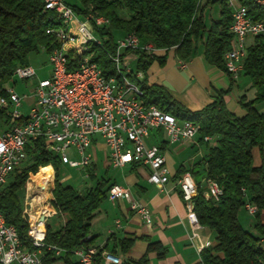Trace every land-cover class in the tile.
Segmentation results:
<instances>
[{"label": "trees", "instance_id": "trees-1", "mask_svg": "<svg viewBox=\"0 0 264 264\" xmlns=\"http://www.w3.org/2000/svg\"><path fill=\"white\" fill-rule=\"evenodd\" d=\"M82 16H102L109 22L96 29L100 44L91 43L84 55L96 62L106 76L115 77L124 89L131 90V84L141 92L140 101L146 106H155L180 121H192L199 125V141L207 143L205 136L218 139L207 146L206 155L198 162L204 178L214 180L221 189L217 199L205 198L199 184L194 198L193 212L200 225L208 226L216 235V244L201 251L204 264H264V112L256 108L264 102V38L257 37L247 46L242 73L250 80L254 96L241 95L238 103L243 109L236 114L227 109L223 101L224 91H219L213 101L198 111H190L175 100L162 86L148 85L131 71L119 76L115 61L114 32L121 37L132 34L141 46L150 45L153 50H174L181 60L189 59L200 44L208 63L225 70L223 54L230 46L229 26L231 16L225 0H76L66 1ZM217 3L218 17L205 23L204 10L209 4ZM253 19H264V7L254 0H241ZM61 19L54 11L44 10L43 0H0V95H6L5 84L11 79L17 66L28 65L27 55L39 48L47 53L60 46L54 34L48 29L61 27ZM136 68L145 72L150 62L157 58L163 63L165 56L156 57L136 48ZM73 56L81 57L73 51ZM227 73V72H226ZM228 74V73H227ZM229 75V74H228ZM230 76V75H229ZM124 80H123V79ZM127 80V81H125ZM129 83V84H128ZM128 87V88H127ZM253 149H256L260 163L254 164ZM24 165L11 174L9 181L0 189V211L8 224L30 245L26 237L27 218L22 216V186L29 172L46 168L52 173L53 206L66 214V220L56 230L46 226L45 243L63 249L55 256L52 251L43 252V264H80L73 256L74 249L91 245L95 239L90 235V221L105 199L108 179L100 178L84 193L58 178L61 160L58 155L43 147L41 140L34 148L27 150ZM47 173H49V171ZM88 170V169H87ZM193 170V169H192ZM89 177L95 178L92 171ZM183 170L174 176L176 179ZM193 174V173H192ZM36 176V175H35ZM249 204L254 207V231L242 227L238 221V210ZM133 239L126 241L130 245ZM147 251H154L163 258L165 248L159 241H150Z\"/></svg>", "mask_w": 264, "mask_h": 264}, {"label": "built area", "instance_id": "built-area-1", "mask_svg": "<svg viewBox=\"0 0 264 264\" xmlns=\"http://www.w3.org/2000/svg\"><path fill=\"white\" fill-rule=\"evenodd\" d=\"M213 1V0H207ZM231 16L229 32L230 46L223 54L226 72L236 78L243 70L247 46L257 37L264 38V19H253L241 0H225ZM44 10L54 11L63 22H71L77 31V40H69L64 34L54 35L60 46L47 53L51 65L49 77L37 78L34 68L29 65L17 66L12 77L21 80L36 78L32 89L33 100L27 113L18 111L25 94L20 95L13 88L0 95V189L9 181L11 174L19 170L27 160V150L34 148L35 141L41 140L43 147L58 155L61 163L70 167L87 168L93 162L90 147L100 138L107 150V159L112 167L126 164L145 166L149 169L147 180L158 187L170 182L171 175L165 155L159 144L147 143L151 131L163 133L167 143L194 140L199 133V125L187 124L173 119L161 110L146 106L135 92L124 90V85L106 76L102 68L90 60V55L73 56V49L81 47V40L98 38L96 29L108 25L97 16H82L67 4L66 0H43ZM53 34V28L47 30ZM115 67L121 66V51L125 48H142L147 53L155 50L141 46L132 39V34L118 40ZM11 77V78H12ZM210 137L205 136L204 140ZM79 156L71 159L68 151ZM26 181L23 193L22 216L27 218L26 237H34V245H26L16 228L0 219V264H43V252L52 251L55 256L63 254V249L45 243L46 219L56 214L53 197L49 191V181ZM42 182V181H41ZM175 188L193 210L194 198L199 185L191 173L185 172L173 180ZM203 195L217 199L221 194L218 184L212 179H204ZM29 185V186H28ZM24 191V190H23ZM108 196L115 200L127 199L130 209L135 211L145 224H152L149 208L132 198L127 187L112 184ZM42 204V205H40ZM36 208V219L30 220V211ZM54 207V208H52ZM252 214L254 207L246 204ZM197 225V218L192 221ZM80 264H95L100 256L107 264H121V259L113 252L99 250L95 246H80L73 251Z\"/></svg>", "mask_w": 264, "mask_h": 264}, {"label": "crops", "instance_id": "crops-1", "mask_svg": "<svg viewBox=\"0 0 264 264\" xmlns=\"http://www.w3.org/2000/svg\"><path fill=\"white\" fill-rule=\"evenodd\" d=\"M154 54L156 57L165 56V60L160 63L157 58L153 59L145 72L137 70L138 58L137 54L133 52H127L123 56V62L128 65V68L138 79H143L144 76L148 85L164 87L170 96L190 111L202 109L213 101L219 91H224L222 97L227 109L236 114L243 112L239 104H236V107L240 106L239 113L228 108L231 102L238 103L239 97L245 94L239 87L242 72L236 78H232L221 67L208 63L204 58L202 45L199 44L195 53L187 60L176 57L173 49L168 51L155 49ZM217 139L218 136L210 137L207 143H202L199 141L198 134L192 141H181L183 145L176 151L172 146L174 143H167L163 133L157 134L155 130L151 131L146 142L160 145L172 178L163 187L155 186L147 180L149 169L145 166L135 164H126L122 167L110 166L106 153V174L110 168H120V176L107 178L108 185L118 184L129 188L132 198L149 208L152 224H145L142 218L130 209V202L127 199L112 200L107 192L105 199L100 203L90 221V235L95 236L91 245L99 250L113 252L120 257L121 264H204L201 259V251L207 246L216 244V235L208 226L199 223L192 224L196 216L193 210H189L181 192L175 188L173 180L181 169L184 171L183 173H193L194 179H197L195 175L199 174L201 177L198 180L204 185L205 178L198 162L206 155L210 142ZM185 141H189L191 148H197L198 152L190 161H180L179 164H176L171 153L182 154L187 148L184 146ZM96 145L105 147L103 141L98 138L97 142L89 149L93 156L92 169L95 176L97 163L92 148ZM203 145L206 146L201 149ZM197 155L200 156L197 157ZM257 157L258 152L253 154L256 165L259 164ZM47 167H51L52 173L47 169L50 180L44 181H50L49 191L52 195L54 169L51 165ZM29 179L34 182L31 178ZM35 211L36 208L33 207L30 214H36ZM58 214L63 213L56 212L51 216ZM63 215L65 216L64 222L67 216ZM47 219L46 226L48 225ZM129 239L133 240L127 246L126 241ZM150 241H159L164 246L166 252L163 258H158L154 251H147ZM95 264L107 263L99 256L95 260Z\"/></svg>", "mask_w": 264, "mask_h": 264}, {"label": "rangeland", "instance_id": "rangeland-1", "mask_svg": "<svg viewBox=\"0 0 264 264\" xmlns=\"http://www.w3.org/2000/svg\"><path fill=\"white\" fill-rule=\"evenodd\" d=\"M66 1L71 2V3L76 2V0H66ZM218 11H219V7H218L217 3L209 4L206 7V9L204 10L205 23L209 24V21L211 18L218 17ZM114 35H115L114 37H115L116 42L122 38L121 35H118L115 32H114ZM248 42L251 43V40L249 39ZM135 51H136V48H125L121 51V61H122L121 66H123V67H118V69L121 70V72L124 75H126L127 73L130 74V72L132 70L128 68V65L125 62H123V56L127 52L135 53ZM115 53H116V51H115ZM27 63L29 66L34 68L37 78H45V77L50 76L51 65L49 64L48 55H47V52L45 50L39 48L36 51L29 52L27 55ZM35 79L36 78H32V79H28V80H21V79H18L17 77H12L5 84V87L13 88L14 91L19 93L20 95H23V94L26 95L25 98H23L21 106L18 108L19 112H22V113L28 112L29 105L31 104V102L33 100L32 89H33V86L36 82ZM240 81H241V84L239 86L240 90L246 94L247 98H252L254 96V89L250 87L249 78L242 73L240 76ZM236 104H239V103H236V101H233V102H231V104L229 105L228 108L239 113V111H240L239 107L240 106L236 107ZM256 108L259 111L264 112V102L258 103L256 105ZM0 124H2V122ZM2 125H4V124H2ZM214 143H215V141H211L210 145H212ZM182 145H183L182 142L172 144V146L174 147V149L176 151L179 148H181ZM184 146H187V148L182 154H180V155L175 154L174 155L173 153H171V155L175 159L176 164L177 163L179 164L180 161H184V162L190 161L192 159V157L194 155H196V153L198 152L197 148L196 149L191 148L189 141H185ZM205 146L206 145H203L201 147V149H204ZM92 152L94 154V157H96L95 160L97 163L96 164V170H95V174H96L95 178H91L88 176L89 175V171H88L89 169H90V171L93 172L92 164L90 167H87V168H77V167L75 168V167H70L68 164L60 163L59 167H58V178H59V180L64 184L71 185L78 192L84 193L90 187L94 186L96 181L100 178H106L107 179L108 177L112 178V176H120V168H110V169H108V172H107L108 174H106L107 167L105 164V160H106L105 158H106L107 150L105 149V147L96 145L95 147L92 148ZM256 152H257V150L253 149V154ZM67 153L71 159H74V160L79 159V156L76 155L73 150H69ZM199 156L200 155H197V157H199ZM257 158H258L257 159L258 163H260L259 154H258ZM31 163H32V161L28 160L25 164L28 165ZM37 169L38 170L36 173L29 172L28 178L26 179V181L28 183H31L29 178H31V180L36 178L38 176L40 170H42V169H44L45 171L47 170L45 167L44 168L40 167ZM195 177L197 179H200L201 176L199 174H197V175H195ZM26 181L24 182V184L22 186V190H20V193L25 192V186L24 185H26ZM34 182L37 183L36 181H34ZM29 185H31V184H29ZM52 197H53V195H52ZM35 208H37V207H35ZM237 217H238L239 223L242 225L243 228L248 229L250 231H254V228L252 226V223L254 220L253 215L245 208V206H242L238 210ZM64 218H65V216L63 214L53 215L47 219V223H48V225H50L52 230H56L61 226Z\"/></svg>", "mask_w": 264, "mask_h": 264}, {"label": "bare ground", "instance_id": "bare-ground-1", "mask_svg": "<svg viewBox=\"0 0 264 264\" xmlns=\"http://www.w3.org/2000/svg\"><path fill=\"white\" fill-rule=\"evenodd\" d=\"M254 2L256 3V5L258 4L259 6H262L264 7V0H254ZM61 19V22L63 25V30H64V34L65 36H67V38H69V40H77V31L75 29H73V26L71 25V22H63V19L61 17H59ZM97 18H100V19H105L106 22H109L106 18L102 17V16H97ZM53 34L54 35H60V28L58 29H53ZM126 36H129V35H126ZM132 39L137 41L138 42V39L137 37H135L134 35H132ZM91 43H96V44H100V40H98L97 38H87L86 40H81V47H89L90 48V45ZM148 46L150 49H152V47L150 45H146ZM153 50V49H152ZM73 51L77 54V55H83L81 57H84L86 55L85 52H86V48H78V49H73ZM112 57V56H111ZM112 59L115 61V57H112ZM117 71H118V74L119 76L121 77H124L125 75L121 72V70L118 69L117 67ZM129 72V71H128ZM128 74V73H127ZM111 79L113 80H116L117 79L115 77H110ZM123 79V78H122ZM124 80V79H123ZM127 81V80H125ZM119 84V83H118ZM129 84V83H128ZM131 92H135L137 98L139 99L140 98V95H141V92L139 91V89L132 85L131 84ZM128 88V87H127ZM125 90V89H124ZM140 100V99H139ZM151 107H154L156 110H159L157 109L155 106H151ZM169 117H173L172 115H169ZM173 119H175V117H173ZM184 123H187V124H195L194 122L192 121H184ZM195 125H198V124H195ZM33 181H36V182H41V181H44V180H50V174L47 173L44 169L40 170L38 176L34 179H32ZM50 182V181H49ZM31 184V183H30ZM42 205V204H40ZM30 220L31 221H34L36 219V214H33L31 213L30 214ZM0 219L2 220H5L4 219V216L2 214V212L0 211ZM27 240L28 242L30 243V245H34V237H27Z\"/></svg>", "mask_w": 264, "mask_h": 264}, {"label": "water", "instance_id": "water-1", "mask_svg": "<svg viewBox=\"0 0 264 264\" xmlns=\"http://www.w3.org/2000/svg\"><path fill=\"white\" fill-rule=\"evenodd\" d=\"M43 185H44V183H43V182H40L38 186H39L40 188H42Z\"/></svg>", "mask_w": 264, "mask_h": 264}]
</instances>
